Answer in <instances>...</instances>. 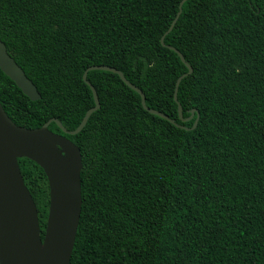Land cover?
Here are the masks:
<instances>
[{
    "label": "trees",
    "instance_id": "1",
    "mask_svg": "<svg viewBox=\"0 0 264 264\" xmlns=\"http://www.w3.org/2000/svg\"><path fill=\"white\" fill-rule=\"evenodd\" d=\"M0 0V39L41 95L0 68L18 126L80 148L82 210L70 264H264V0ZM178 104L183 109L179 116ZM196 110L192 116V111ZM192 116V117H191ZM42 238L50 189L20 158Z\"/></svg>",
    "mask_w": 264,
    "mask_h": 264
},
{
    "label": "water",
    "instance_id": "2",
    "mask_svg": "<svg viewBox=\"0 0 264 264\" xmlns=\"http://www.w3.org/2000/svg\"><path fill=\"white\" fill-rule=\"evenodd\" d=\"M186 1L181 0L178 14L162 36L163 45L165 36L173 30ZM165 46L174 50L188 68V72L176 82L174 99L178 102L179 85L184 77L193 72V68L178 49ZM0 68L31 100L41 98L36 85L8 53L1 39ZM91 70L118 74L125 84L141 96L143 107L150 113L182 129H194L197 126L198 118L192 128H187L168 115L149 108L142 90L129 82L121 71L106 65L91 66L84 73L83 79L93 92L95 105L86 112L75 130H67L56 118L50 119L40 128L18 126L0 102V264H70L82 210V154L77 145L66 136L51 131L49 125L56 122L65 134L75 135L81 132L90 116L100 108L97 91L87 79ZM178 110L184 121L180 104ZM195 111H192V116ZM23 157L43 168L49 182L50 205L44 238L36 203L21 173L19 159Z\"/></svg>",
    "mask_w": 264,
    "mask_h": 264
}]
</instances>
